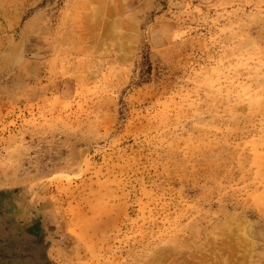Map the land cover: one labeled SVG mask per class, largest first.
<instances>
[{
  "label": "rangeland",
  "instance_id": "obj_1",
  "mask_svg": "<svg viewBox=\"0 0 264 264\" xmlns=\"http://www.w3.org/2000/svg\"><path fill=\"white\" fill-rule=\"evenodd\" d=\"M15 1L0 264H264V0Z\"/></svg>",
  "mask_w": 264,
  "mask_h": 264
},
{
  "label": "bare ground",
  "instance_id": "obj_2",
  "mask_svg": "<svg viewBox=\"0 0 264 264\" xmlns=\"http://www.w3.org/2000/svg\"><path fill=\"white\" fill-rule=\"evenodd\" d=\"M15 4V0H0V43L8 42L13 38V33L12 35L7 34L13 31L10 14L12 13V6Z\"/></svg>",
  "mask_w": 264,
  "mask_h": 264
}]
</instances>
